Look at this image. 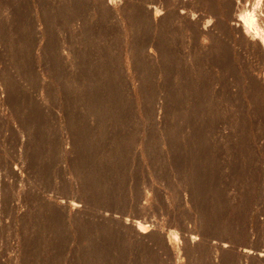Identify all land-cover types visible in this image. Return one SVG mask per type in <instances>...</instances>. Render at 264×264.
Instances as JSON below:
<instances>
[{
	"label": "rangeland",
	"instance_id": "1",
	"mask_svg": "<svg viewBox=\"0 0 264 264\" xmlns=\"http://www.w3.org/2000/svg\"><path fill=\"white\" fill-rule=\"evenodd\" d=\"M102 1L0 0V264H264V0Z\"/></svg>",
	"mask_w": 264,
	"mask_h": 264
},
{
	"label": "bare ground",
	"instance_id": "2",
	"mask_svg": "<svg viewBox=\"0 0 264 264\" xmlns=\"http://www.w3.org/2000/svg\"><path fill=\"white\" fill-rule=\"evenodd\" d=\"M53 1V0H52ZM84 1V0H83ZM102 1V0H101ZM185 1V0H184ZM191 1V0H190ZM239 1V0H238ZM259 1V0H258ZM74 2V1H73ZM103 2V1H102ZM123 1H121V3H122ZM147 2V1H146ZM254 2H256V1H254ZM79 3V2H78ZM83 3V2H82ZM234 3V2H233ZM242 3V2H241ZM95 4V3H94ZM93 4V5H94ZM140 4V3H139ZM148 4V3H147ZM147 4H145V5H147ZM187 4V3H186ZM263 4V3H262ZM87 5V4H86ZM101 5V4H100ZM128 5V4H127ZM144 5V4H143ZM142 5V6H143ZM155 5V4H154ZM218 5V4H217ZM239 5V4H238ZM237 5V6H238ZM256 5V4H255ZM103 6V5H102ZM105 6L107 7V9L109 10V11H112V12H114V13H117L118 12V9H119V7L121 6L120 5V2L118 1V0H106V2H105ZM105 6H103V7H105ZM132 6V5H131ZM140 6H141V4H140ZM182 6V5H181ZM231 6V5H230ZM91 7V6H90ZM102 7V8H103ZM105 7V8H106ZM144 7V6H143ZM142 7V8H143ZM148 7V6H147ZM151 7V6H150ZM159 7V6H158ZM219 7V6H218ZM242 7V6H241ZM262 7V6H261ZM96 8V7H95ZM121 8V7H120ZM170 8H171V6H170ZM235 8V7H234ZM238 8H240V7H238ZM258 8V7H257ZM263 8V7H262ZM124 9V8H123ZM122 9V10H123ZM137 9V8H136ZM145 9V8H144ZM151 9V8H150ZM180 9V8H179ZM184 9H186V8H184ZM194 9V8H193ZM226 9V8H225ZM248 9V8H247ZM93 10V9H92ZM121 10V9H120ZM128 10V9H127ZM131 10V9H130ZM132 10H133V7H132ZM154 10V9H153ZM169 10V9H168ZM228 10V9H227ZM232 10H233V7H232ZM95 11V10H94ZM100 11V10H99ZM137 11H138V9H137ZM145 11H146V9H145ZM160 11V10H159ZM165 11V10H164ZM180 11V10H179ZM183 11V10H182ZM186 11V10H185ZM190 12H191V10H189ZM237 11H239V10H237ZM252 11V10H251ZM257 11H259V9L257 10ZM262 11V10H261ZM91 12V11H90ZM105 12V11H104ZM103 12V13H104ZM108 12V11H107ZM106 12V13H107ZM126 12V11H125ZM130 12H132V11H130ZM130 12H129V15H132V14H130ZM134 12V11H133ZM163 12V11H162ZM193 12V11H192ZM253 12V11H252ZM255 12V11H254ZM99 13V12H98ZM111 13V12H110ZM141 13V12H140ZM167 13V12H166ZM186 13V12H185ZM184 13V14H185ZM214 13V12H213ZM216 13V12H215ZM224 13H228V12H224ZM256 13H258V12H256ZM8 14V13H7ZM99 14H101V13H99ZM133 14H135V13H133ZM142 14V13H141ZM144 14H146V13H144ZM169 14H171L170 12H169ZM191 14V13H190ZM194 14V13H193ZM200 14V13H199ZM231 14V13H230ZM5 15V14H4ZM108 15V14H107ZM107 15H105V16H107ZM111 14H109L108 16H110ZM115 15V14H114ZM138 15H139V13H138ZM143 15V14H142ZM141 15V16H142ZM147 15H148V13H147ZM153 17H152V20L155 22V20L157 19V15L156 14H151ZM7 16V15H6ZM38 16V15H37ZM104 16V15H103ZM104 16V17H105ZM108 16H107V18H108ZM113 16V15H112ZM127 16V14H125L124 15V17H126ZM145 16V15H144ZM144 16H143V18H144ZM148 16H150V15H148ZM164 16V15H163ZM192 15H190V17H191ZM196 16V15H195ZM201 16H202V14H201ZM214 16V15H213ZM229 16V15H228ZM232 16V19H233V16L234 15H231ZM242 18H243V22H244V24H245V26L246 25H248V24H250V23H252V21H253V15L251 14V13H248V12H244L242 15ZM1 17V16H0ZM118 17V16H117ZM2 18V17H1ZM3 18H4V16H3ZM2 18V19H3ZM36 18V17H35ZM106 18V17H105ZM135 18H136V15H135ZM142 17H141V19H143ZM172 18V17H171ZM177 18V17H176ZM191 18H193V17H191ZM219 18V17H218ZM225 18V17H224ZM110 19H112V18H110ZM109 19V20H110ZM131 19V18H130ZM147 19V18H146ZM151 19V18H150ZM222 19V18H221ZM229 19L231 20V18L229 17ZM236 19H238L237 17H236ZM235 19V20H236ZM258 19H259V17H258ZM1 20V19H0ZM32 20H33V18H32ZM114 20H115V18H114ZM127 20H129V18L127 19ZM148 20H149V18H148ZM152 20H150V22H152ZM162 20V19H161ZM166 20H167V18H166ZM176 20V19H175ZM4 21V20H3ZM2 21V22H3ZM107 21V20H106ZM118 21V20H117ZM131 21H132V19H131ZM147 21V20H146ZM163 21V20H162ZM191 21V20H190ZM232 21V20H231ZM241 21V20H240ZM240 21L239 22H235L236 24V28L237 29H239L238 27H237V25H239L238 23H240ZM5 22V21H4ZM29 22H30V20H29ZM78 22V21H77ZM109 22V21H108ZM110 22H111V20H110ZM112 22H113V19H112ZM175 22V21H174ZM219 22V21H218ZM230 22V21H229ZM233 22V21H232ZM231 22V23H232ZM254 22V21H253ZM258 23H259V21H257ZM36 23H37V21H36ZM114 23H116V22H114ZM114 23H112V24H114ZM130 23V22H129ZM225 24H226V22H224ZM258 23H256L257 25H258ZM4 24V23H3ZM126 24H128V23H126ZM147 24V23H146ZM151 24V23H150ZM156 24V23H155ZM194 24V23H193ZM219 24V23H218ZM221 24H223V23H221ZM225 24H224V26H225ZM2 25V24H1ZM5 25V24H4ZM34 25V24H33ZM115 25V24H114ZM123 25V24H122ZM130 25V24H129ZM190 25V24H189ZM192 25V24H191ZM205 25V24H204ZM203 25V26H204ZM207 25H208V23H207ZM227 25V24H226ZM233 25V24H232ZM38 26V25H37ZM128 26V25H127ZM183 26V25H182ZM195 26H196V24H195ZM198 26V25H197ZM197 26H196V28H197ZM228 26V25H227ZM234 26V25H233ZM149 27H151V26H149ZM155 27H157L156 25H155ZM186 27V26H185ZM192 27V26H191ZM199 27V26H198ZM217 27H219L218 25H217ZM242 27V26H241ZM118 28V27H117ZM120 28V27H119ZM220 28V27H219ZM233 28V27H232ZM236 28H234V29H236ZM244 28V27H243ZM259 28V27H258ZM257 28V29H258ZM35 29V28H34ZM41 28H39V30H40ZM132 29V28H131ZM201 29V28H200ZM206 28H204V30H205ZM217 29V28H216ZM222 29V28H221ZM226 29H227V27H226ZM233 29V30H234ZM241 29V28H240ZM247 29V28H246ZM251 29V28H250ZM256 29V28H255ZM193 30V29H192ZM195 30V29H194ZM232 30V31H233ZM196 31H198V30H196ZM195 31V32H196ZM203 31V30H202ZM207 31H209V29L207 30ZM245 31V30H244ZM244 31H243V34H245L244 33ZM253 31V30H252ZM32 32V31H31ZM41 32V31H40ZM39 31H38V33H40ZM212 32V31H211ZM203 33H206L205 31L203 32ZM234 33H235V31H234ZM259 33V32H258ZM196 34V33H195ZM198 34V33H197ZM248 34V33H247ZM253 34V33H252ZM131 34H129V36H130ZM202 35V34H201ZM214 35V34H213ZM132 36V35H131ZM206 36V35H205ZM204 36V37H205ZM207 36H208V34H207ZM252 36V35H251ZM255 36V35H254ZM254 36H252V37H254ZM28 37V36H27ZM35 37H36V35H35ZM123 37V36H122ZM197 37V36H196ZM235 37V36H234ZM207 38V37H206ZM205 38V39H206ZM213 38V37H212ZM133 39V38H132ZM204 39V38H203ZM208 39V38H207ZM206 39V40H207ZM247 39H250V37L248 38L247 37ZM253 39V38H252ZM251 39V40H252ZM263 39V38H262ZM250 40V41H251ZM256 40V39H255ZM255 40H253V41H255ZM257 40H258V38H257ZM201 41V40H200ZM252 41V42H253ZM31 42V41H30ZM33 42V41H32ZM39 42V41H38ZM206 42V41H205ZM213 42V41H212ZM248 43V42H247ZM264 43V42H263ZM35 44H36V41H35ZM39 44H40V42H39ZM197 44H199V43H197ZM207 44V43H206ZM205 44V45H206ZM261 44H262V42H261ZM32 45H33V47H34V44L32 43ZM41 45V44H40ZM38 46V45H37ZM199 46H201L200 44H199ZM64 47V46H63ZM203 47H204V45H203ZM264 47V46H263ZM50 48V47H49ZM202 48V47H201ZM37 49V48H36ZM158 50V49H157ZM263 50V49H262ZM64 51V50H63ZM59 52V51H58ZM74 52V51H73ZM150 53V52H149ZM264 53V52H263ZM61 54H63V53H61ZM151 54H152V52H151ZM34 55V54H33ZM40 55V54H39ZM128 55V54H127ZM156 56V55H155ZM128 57V56H127ZM67 60V59H66ZM64 62V61H63ZM75 62V61H74ZM130 67V66H129ZM251 75V74H250ZM256 75H257V73H256ZM261 75V74H260ZM257 78V77H256ZM262 79V82L261 83H263L264 82V75H263V77H261ZM260 80V81H261ZM3 81V80H2ZM258 82V81H257ZM41 83V82H40ZM43 85V84H42ZM264 90V89H263ZM3 91V90H2ZM3 95V94H2ZM4 96V95H3ZM264 96V95H263ZM1 97V96H0ZM2 98V97H1ZM42 98V97H41ZM47 99V98H46ZM42 100V99H41ZM1 102V101H0ZM4 104V103H3ZM23 106V105H22ZM27 106V105H26ZM2 110V109H1ZM1 110H0V113H1ZM54 110V109H53ZM40 114V113H39ZM93 114V113H92ZM20 115V114H19ZM1 117V116H0ZM0 120H2V119H0ZM7 121V120H6ZM31 124V123H30ZM52 124V123H51ZM34 125V124H33ZM67 125V124H66ZM65 126V125H64ZM52 127V126H51ZM29 129V128H28ZM29 131V130H28ZM27 131V132H28ZM31 131V130H30ZM61 131H62V129H61ZM5 134V133H4ZM63 134H64V132H63ZM5 136V135H4ZM60 136V135H59ZM48 137H50V135H48ZM63 138H64V136H63ZM65 139V138H64ZM4 140V139H3ZM2 142V141H1ZM0 142V143H1ZM4 142V141H3ZM64 143V142H63ZM67 144V143H66ZM0 145H2V147H3V144H0ZM22 147H23V145H22ZM58 147V146H57ZM29 148V147H28ZM1 149V148H0ZM40 150H41V148H39ZM62 150V149H61ZM0 151H2V150H0ZM73 151V150H72ZM12 152H14L13 151V149H12ZM19 152V151H18ZM17 152V153H18ZM43 152V151H42ZM22 153V152H21ZM1 154H2V152H1ZM0 154V155H1ZM24 154V153H23ZM29 154V153H28ZM52 154V153H51ZM53 155H55V154H53ZM19 156H22V155H20V153H19ZM25 156V155H24ZM50 156V155H49ZM45 157V156H44ZM23 160V159H22ZM28 160V159H27ZM70 160V159H69ZM67 161V160H66ZM10 163V162H9ZM22 163V162H21ZM41 165V164H40ZM6 166V165H5ZM14 166V165H13ZM18 167V166H17ZM20 167H22V166H20ZM19 168V167H18ZM22 168H24V167H22ZM14 169H15V166H14ZM17 169V168H16ZM28 169V168H27ZM5 170V169H4ZM19 170H21V169H19ZM67 170V169H66ZM12 171V170H11ZM15 171V170H14ZM17 171H18V169H17ZM3 172V171H2ZM9 172V171H8ZM13 173V172H12ZM1 174V173H0ZM15 174H17L16 172H15ZM4 175H5V173H4ZM8 175V174H7ZM19 175V174H18ZM16 176V175H15ZM9 177V176H8ZM12 177H13V175H12ZM18 177V176H17ZM23 178V177H22ZM9 179V178H8ZM11 179V178H10ZM9 179V180H10ZM2 180V179H1ZM0 180V181H1ZM21 180V179H20ZM2 182V184H3V182L4 181H1ZM1 182H0V184H1ZM1 184V185H2ZM12 187V186H11ZM0 188H2V186H0ZM4 188V187H3ZM3 188H2V190H3ZM10 188V187H9ZM193 189V188H192ZM2 190H0V191H2ZM4 191V190H3ZM32 193V192H31ZM2 194V193H1ZM4 194V193H3ZM1 196V195H0ZM55 196V195H54ZM3 198H5L4 196H2ZM26 197V196H25ZM1 198V197H0ZM10 199V198H9ZM15 200V199H14ZM61 200V199H60ZM166 200V199H165ZM63 201V200H62ZM67 201L68 200H66V202H64V203H67ZM138 201V200H137ZM51 202V201H50ZM136 202V201H135ZM1 203H2V201H1ZM70 203V202H69ZM72 203H74L73 201L71 202V204ZM186 203V202H185ZM4 204V203H3ZM2 204V205H3ZM72 205H74V204H72ZM169 205V204H168ZM75 206V205H74ZM77 206V205H76ZM80 206V205H79ZM67 207V206H66ZM57 208V207H56ZM72 208H74L75 209V207H72ZM8 209H9V207H8ZM22 209V208H21ZM58 209V208H57ZM60 209V208H59ZM64 210V209H63ZM8 211V210H7ZM10 212H12V211H10ZM149 212V211H148ZM66 214V213H65ZM64 214V215H65ZM113 214V213H112ZM197 215V214H196ZM77 216V215H76ZM105 216V215H104ZM22 218V217H21ZM113 219V218H112ZM8 220V219H7ZM22 220V219H21ZM137 222V221H136ZM121 224V223H120ZM134 224V223H133ZM72 225V224H71ZM148 225V224H147ZM123 226V225H122ZM144 226H146V225H138L137 224V230L139 231V232H141V233H144V232H146L144 229H146V228H143ZM149 229V228H148ZM151 229H153V228H151ZM147 230V229H146ZM187 231V230H186ZM170 232V231H169ZM162 233V232H161ZM180 233V232H179ZM178 232L176 233V234H179ZM149 234V233H148ZM174 234V233H173ZM181 234V233H180ZM193 234H194V232H193ZM170 235H172L171 233H170ZM175 235V234H174ZM188 235V234H187ZM192 235V234H191ZM186 236V235H185ZM171 237V236H170ZM175 237H178V236H175ZM175 237H174V239H175ZM190 237V236H189ZM192 237H193V235H192ZM167 238V237H166ZM172 238V237H171ZM162 239V238H161ZM168 239V238H167ZM166 239V240H167ZM173 239V238H172ZM177 239H179V238H176V240ZM189 240V239H188ZM192 240V239H191ZM171 241V240H170ZM170 241H168V242H170ZM173 241H175V240H173ZM216 242V241H215ZM227 242V241H226ZM175 243H176V241H175ZM180 243V242H179ZM193 243V240H192V242H191V244ZM213 243V242H212ZM217 243V242H216ZM174 244V243H173ZM218 244V243H217ZM222 243H220V245H221ZM224 244V243H223ZM168 245H169V243H168ZM167 245V246H168ZM177 245V244H176ZM175 245V246H176ZM180 246H181V244H179ZM197 245H198V243H197ZM164 246V245H163ZM170 246H171V242H170ZM189 246V245H188ZM223 246V245H222ZM225 246V245H224ZM172 247H173V245H172ZM218 247V246H217ZM197 248V247H196ZM165 249V248H164ZM220 249V248H219ZM247 249V248H246ZM199 251V250H198ZM235 251V250H234ZM240 251H242V250H240ZM191 253V252H190ZM236 253H237V251H236ZM243 253L245 254V256H247V255H250V254H256L257 256H259V257H264V253H261V252H258V253H253L252 251H248V250H243ZM189 254V253H188ZM217 254V253H216ZM75 255V254H74ZM235 255V254H234ZM240 255V254H239ZM214 256V255H213ZM242 256V255H241ZM237 257H238V255H237ZM182 258V257H181ZM236 258V257H235ZM247 258V257H246ZM75 260V259H74ZM84 260V259H83ZM220 260V259H219ZM215 261V260H214ZM16 262V261H15ZM250 262V261H249Z\"/></svg>",
	"mask_w": 264,
	"mask_h": 264
}]
</instances>
